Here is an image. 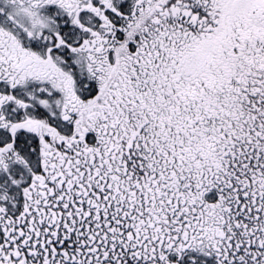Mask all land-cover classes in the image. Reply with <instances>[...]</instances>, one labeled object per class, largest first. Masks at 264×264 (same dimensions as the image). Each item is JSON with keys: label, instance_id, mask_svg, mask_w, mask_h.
Returning a JSON list of instances; mask_svg holds the SVG:
<instances>
[{"label": "snow or ice", "instance_id": "obj_1", "mask_svg": "<svg viewBox=\"0 0 264 264\" xmlns=\"http://www.w3.org/2000/svg\"><path fill=\"white\" fill-rule=\"evenodd\" d=\"M0 264H264V0H0Z\"/></svg>", "mask_w": 264, "mask_h": 264}]
</instances>
